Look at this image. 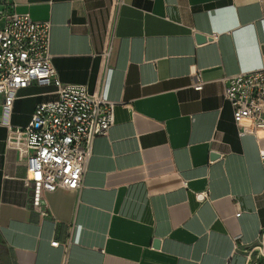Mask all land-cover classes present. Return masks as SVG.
Masks as SVG:
<instances>
[{
	"label": "crops",
	"instance_id": "crops-1",
	"mask_svg": "<svg viewBox=\"0 0 264 264\" xmlns=\"http://www.w3.org/2000/svg\"><path fill=\"white\" fill-rule=\"evenodd\" d=\"M9 3L51 24L61 84L117 105L79 190L34 206L0 97V264H264L253 258L264 236V138L238 137L223 100L224 78L262 66L264 0ZM55 91L20 90L11 127L27 126Z\"/></svg>",
	"mask_w": 264,
	"mask_h": 264
},
{
	"label": "built area",
	"instance_id": "built-area-1",
	"mask_svg": "<svg viewBox=\"0 0 264 264\" xmlns=\"http://www.w3.org/2000/svg\"><path fill=\"white\" fill-rule=\"evenodd\" d=\"M50 36V23L34 22L28 14L14 12L9 0H0V97L6 116V142L25 157L24 182L31 190L34 206L45 193L79 190L93 141L105 136L114 124L117 105L103 94H89L85 86L64 85L57 80ZM260 52L259 70L223 79V100L231 107L238 137L250 134L264 138V42ZM192 77V89L200 92L204 83L198 74ZM31 86H53L57 98L37 104L29 124L14 129L8 118L16 94ZM259 156L264 162V151ZM196 199L204 202L207 194H197ZM51 246L58 247L59 243L51 242Z\"/></svg>",
	"mask_w": 264,
	"mask_h": 264
},
{
	"label": "rangeland",
	"instance_id": "rangeland-1",
	"mask_svg": "<svg viewBox=\"0 0 264 264\" xmlns=\"http://www.w3.org/2000/svg\"><path fill=\"white\" fill-rule=\"evenodd\" d=\"M257 247H261V245L257 244V245L255 246V253H254L253 258H255V260H257V263H258V262H259L258 260L263 261V260H264V257H263V255H261L258 251H256ZM257 258H259V259H257ZM253 260H254V259H253Z\"/></svg>",
	"mask_w": 264,
	"mask_h": 264
},
{
	"label": "water",
	"instance_id": "water-1",
	"mask_svg": "<svg viewBox=\"0 0 264 264\" xmlns=\"http://www.w3.org/2000/svg\"><path fill=\"white\" fill-rule=\"evenodd\" d=\"M195 38H196L197 42H203L204 41V38L202 36H196ZM262 246H264V236L262 238Z\"/></svg>",
	"mask_w": 264,
	"mask_h": 264
},
{
	"label": "bare ground",
	"instance_id": "bare-ground-1",
	"mask_svg": "<svg viewBox=\"0 0 264 264\" xmlns=\"http://www.w3.org/2000/svg\"><path fill=\"white\" fill-rule=\"evenodd\" d=\"M258 252L264 256V246L258 249Z\"/></svg>",
	"mask_w": 264,
	"mask_h": 264
}]
</instances>
